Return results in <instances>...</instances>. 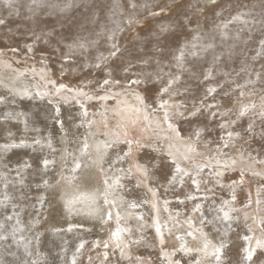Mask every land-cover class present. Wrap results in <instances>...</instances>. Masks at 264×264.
<instances>
[{"label":"snow or ice","instance_id":"6c2138e0","mask_svg":"<svg viewBox=\"0 0 264 264\" xmlns=\"http://www.w3.org/2000/svg\"><path fill=\"white\" fill-rule=\"evenodd\" d=\"M218 0H195V3L189 5V12L183 14L182 17H178L175 21L168 23H160L157 26V31H153L151 35L157 40L160 41L161 37L172 33L178 32H187L190 33V38H184L181 42L178 43L174 52H171L169 58L165 60L166 49L162 43L153 44L150 54H147L142 57L139 61L140 65L143 67H148L150 64L154 63L156 68L154 71H140L133 72L132 68L135 67L129 63L126 67L123 68L124 74L127 76L131 74L133 78L121 81L119 79L113 78L112 69L106 67L107 62L110 59L116 58L118 54L121 53V45L119 42L120 36L126 31L136 32V29L143 27V20L140 17V12L146 10L148 15L151 17L159 16L161 13H165V8H159V10H154V5L147 2H138V0H127V11H125L124 6L119 2V0H113L112 7L109 9V19L112 21L113 26L110 28H105L102 26L101 31L96 33L97 39L87 41L83 39H74L71 43H67L64 47L67 48V52L63 53L61 59L64 63L59 65L61 76L67 70L65 68V63H67L73 56L79 54L84 58V68H93V69H103L105 72V78L102 81H97V88L94 91H85V88L88 85L92 84V81L82 82V86L79 87H70L65 83L57 84L56 80L49 79V73L51 69L47 68L49 63L48 56L46 53L40 54V63L45 65V68L40 69V79L45 81V84L42 86L41 90H38L35 95H30L28 90L25 88L20 95L29 100L40 99L44 100L47 97V103L53 108L52 120L55 125L59 127V130L67 136V129L65 128V121L62 118L61 113V101L67 103L69 100H75L76 104L79 105L80 116L82 117L79 124H76V127H84L87 125L88 135H92L91 129L96 124L95 119H87L89 116L88 110L85 107L87 101L98 100L101 102H107L109 99L116 101L117 107L113 109L116 116L119 117L117 123V130L112 132V138L100 141L96 147V159L93 163L98 164L99 171L103 176V203L104 205H110L115 207V200H109V192L115 187L123 188L124 185L121 183L123 179H131L133 176V167L135 172L143 177L145 181L149 180L150 169L147 164L134 163L132 166L127 169L122 167H116L118 164L126 161L127 159L133 157L134 152H139L145 148H152L153 150H158L150 142H145L141 138H137L131 134L129 125L135 127L139 122V116L141 113H144V120L149 119V110L152 114L156 112L162 113V119L170 132L175 133L176 138H181V133L179 125L174 121L177 118H182L184 120H191L196 118L204 113H207V118L209 120H215L217 116L221 118V122L218 125L220 129H228L225 135L220 136V141L222 143L217 144L216 146V155L215 156H205L207 164L197 165L195 173L188 171L183 168L180 162L176 157L169 152L170 162L174 166V171L171 177L168 180L169 185H174L179 183L183 186L184 178L189 177L192 179V183L196 186L197 190L200 188V180L197 179L203 172L205 167H211L212 162L215 161V164L218 167H211L209 175L213 178L214 183L219 185L221 188L225 187L222 177L224 173L229 170H234L237 160L235 158H229L227 160H221V157L226 155L223 152L224 148L230 146L235 147V140L245 139L242 131H234L238 122L244 118L248 117L249 122L247 127L243 129V133H246L248 139L245 140V143H250L251 139L255 137V116H258L261 122V130L259 138L264 140V95H261V103L259 106L253 101L248 104H242L241 107L233 112L232 109L221 110L220 103L213 99V102L206 103L209 97H213L217 93L218 89L224 88L225 84L234 85L230 91H235L239 89V96L243 98L245 96V89H249L248 95H254L257 91L256 85H264V64H261L259 69H255L250 66H245L240 69V72L247 74L248 79L244 84L236 83L235 81L229 79L230 73L227 71H222L221 75L225 77L224 81L208 85L204 91V95L197 101L193 99L191 101V110H189V103L182 99H176L177 97L184 96L185 93L189 91L188 88L180 89L175 87L180 84L183 75L188 73L192 77H196L193 67L189 66V61L201 60L204 58L205 54L209 51L215 53L217 47L216 39L217 34L221 41V46L224 41L235 40L243 41V43H250L254 36V31H258L260 36L257 40L258 50L256 54L252 56V60L256 61L259 58H264V11H262L258 17L252 11L240 10L237 11L234 15H231L227 20H219V22L214 23L210 30H205L202 23L203 13L205 8L208 5H216ZM0 6L8 9V15H15L19 17L20 12V2L19 0H0ZM72 2L68 0L63 7L58 3H51L48 0H30L26 5V11L30 16H35L37 12L41 9H56L60 8L61 11H64L68 8H71ZM229 8L231 5L228 6ZM247 8V5L244 6ZM194 9V12L192 11ZM225 9L222 7L219 10L214 11V15L219 18L223 16ZM119 16V19H116V16ZM94 19H99L98 13H94ZM6 24V19L3 16H0V26ZM232 24L241 25L238 27L234 35H230L229 26ZM247 33V36H243V33ZM44 36L51 35V33H44ZM103 36L107 41L108 51L98 52L94 57V62H89L87 54L90 51L92 46L99 44V37ZM137 39H139V33H137ZM41 39L40 35H35V39L32 43H27L24 45L27 53L34 54L35 42ZM45 43L48 41L45 39ZM236 44L233 43L231 48H235ZM13 53L19 52L18 48L10 49ZM60 48L56 47L53 49V52H59ZM144 51V49H141ZM3 55V51H0V56ZM224 53L220 52L213 55V64L208 67L203 73V81H208L213 78V68L215 65L222 59ZM229 58L232 56V52L228 53ZM75 63V61H72ZM6 67H11L7 62L0 61ZM47 68V70H46ZM173 69L175 71H173ZM75 71L76 69H72ZM28 71V70H25ZM33 73L36 72L35 67L31 69ZM24 74L23 72L21 73ZM239 75V73H237ZM254 77V78H253ZM149 83L159 84V89L155 92L152 103H148L146 96L138 91H130L132 85L140 86L144 85L147 88ZM52 85V90L47 88V85ZM114 88H121L120 92L112 91ZM230 91H225L224 95H230ZM261 93H264V87L259 89ZM103 92V95L99 93ZM125 94H131L134 96L135 100L138 102L135 107L129 106L128 108H121L122 103L121 97ZM3 98H0V103H3ZM155 105V107H153ZM215 109V110H213ZM107 107L105 110L99 112L98 114L102 117V126L104 129L109 127L108 117H107ZM135 113L136 118L131 116H124L122 113ZM187 113V114H186ZM251 114V115H250ZM224 117H229L225 120ZM234 117V118H232ZM21 120L23 124V131L28 133L29 131H34L39 133L41 129L32 128L30 129L28 119L26 114L23 112L18 113H5L4 119H13ZM68 119L71 121L72 116H69ZM159 124V121H157ZM205 128L196 127L192 135L188 137L191 143L188 146V152L195 153L197 151L196 144L201 142V137L205 132ZM105 137L109 135L107 131L101 133ZM88 135L84 137L83 148L81 150L82 154H86L90 145L88 144ZM8 140L5 143H0V154H6L12 149L16 148H32L36 149L37 146L41 150L45 147L50 149L53 153L56 152V149L53 146L52 134L49 132L46 137L36 136L32 138L31 142L25 137H21L19 140L14 138V133L11 131L7 132ZM204 146L207 148L212 144L211 140H206L203 142ZM126 145V149H119V145ZM116 149L115 157L108 163L107 168L104 167L105 157L108 156L110 150ZM253 151H257L253 149ZM70 155V154H69ZM185 160H188L189 157L184 155ZM249 158L253 164L255 163H264L258 159V156H252L251 152L249 153ZM241 159H243V154H241ZM57 161L49 159L47 157L42 159L43 169L48 170L49 166H55ZM66 163V162H65ZM74 167L70 168L71 172H75L81 167V164L78 161H74ZM155 167H159V161H155ZM8 167V165H5ZM31 168V164L28 161H25L23 164L17 165L16 172L17 175H20L22 169ZM249 172L252 176L264 178V172L255 171L249 169ZM111 174V175H109ZM0 179L4 181L3 183V194L0 198V208L5 210L8 209L9 204H11V214H6L3 220H0V264H50L46 258V254L42 253L41 248V237L42 232H36L30 237L23 235L25 231H31L36 228L40 223L39 215L30 222V226L26 229L21 222L20 212L17 211L18 205L12 203L13 196L9 193V182L8 177L5 173L0 172ZM21 186L24 185L23 179L19 181ZM59 183V182H57ZM245 183V170L240 169V176L238 180H231L227 185L230 189V199H222L220 204L213 205L214 215L211 219L204 215L203 205L196 203L192 209L193 213H199L200 215V226L197 228L196 224L191 217H188L187 224L189 229L194 231H188L185 235H176V240L179 241L178 246H174L171 249L165 248V237L164 233L161 230V225L157 221L155 231L159 237L160 244V255L158 257L160 264H226L225 260V250L229 248V238L230 234L236 231V227L240 223V216L234 215L244 211V209L251 207L253 204L252 192L249 190L247 192V200L242 208L235 207L237 200V188L243 186ZM140 180H137L136 186L139 187ZM15 185H13L14 187ZM45 187H50L49 181H44ZM39 187V186H38ZM153 197H156L157 190L149 187L148 189ZM167 190V189H165ZM208 192H211L212 189H208ZM21 199H24V194L21 193ZM188 200H195V196H187ZM205 199H208L205 195ZM97 196L95 193H85L80 196L65 199V207L69 215H71L75 209L73 205L80 202H87L89 205V212L87 213L90 216H95L98 214L99 209L96 206ZM45 201V196L41 195L38 197V203L43 207ZM147 203V201H144ZM181 204L184 203V200L179 201ZM165 208L164 211H168L167 205L169 204L168 200L163 201ZM255 204L257 206L256 211L261 212V205H264V184H261L255 189ZM130 207L135 208L137 204L131 202ZM153 209L157 212V202L154 200L152 204ZM23 211V209H21ZM249 213L244 211L243 219L245 221L244 228L246 233L240 236V239L244 241V246L240 249L242 254L243 264H256L254 257H256L258 252L264 253V215L254 217L253 222L256 225V228L259 229V234L256 232V228L253 227V224L247 223L249 220ZM176 216L179 217L180 213L177 212ZM101 223L106 224L109 220L112 219V212L108 211L106 217L100 216ZM123 217L120 215L119 211L116 212V227L114 231L110 232V236L106 240H94L91 244L92 250L102 249V251L97 253V259L94 262L92 255H88L87 262L88 264H121V262H126V264H153V260L150 256L145 257L139 254H134L132 248L134 245H140L144 241V237L134 238L132 236V228L130 226H121V220ZM143 219V217H139ZM15 221L11 225L10 231L8 228L7 222ZM208 225L211 226L213 231L217 234V241L214 242L209 238V234L204 231V227ZM78 225L69 224L66 231L72 232L74 228ZM167 227V225H164ZM53 233H60L65 231L61 228L51 229ZM139 231V229H137ZM169 234H171V229H168ZM196 232L199 233L201 238V243L199 246H189L185 236H191L193 240L197 239ZM19 234V236H18ZM11 238L12 244H7ZM88 243L86 240H80L76 245L75 251L71 257V264H78V258L82 254V250L85 249V245ZM13 244L15 245L17 251L13 252L10 249ZM65 247L61 249L62 252H67V241H64ZM151 247V245H149ZM23 249V258L18 255L20 249ZM111 249V252L109 251ZM6 257H11L9 260ZM113 257H116L113 259ZM67 264V262H65ZM260 264H264V261H261Z\"/></svg>","mask_w":264,"mask_h":264},{"label":"rangeland","instance_id":"374dc122","mask_svg":"<svg viewBox=\"0 0 264 264\" xmlns=\"http://www.w3.org/2000/svg\"><path fill=\"white\" fill-rule=\"evenodd\" d=\"M59 1L60 0H48V2L58 3V4H59ZM29 2H30V0H26L25 5H24L23 1H22L21 6L26 9V5ZM67 2H68V0H67ZM71 2H72L73 6L71 8H68V9L63 11L64 16H63L62 20H59V21L52 20V18L45 15V13H47L46 12L47 8L39 10L37 12V14L31 18H28L29 15H25V16L20 15L19 17H17L15 15L9 16L7 13L3 14V17L6 19V24L0 26V51H3V53L7 52L8 54H11L10 55L11 57H13V56L15 57V54L18 55V56L16 55V57H15L16 63H14L12 65V62L9 61L8 64L14 67V69H12V67H9V68H11L9 70H12L13 72H18V71L24 72L25 74L30 75V77L32 79L30 78L31 80H29V81L34 82L37 80V82H36L37 84H29L28 85V89H29L28 92L30 95H33V94L35 95V93L38 90H41L42 86L45 84L44 81H42L40 79V76L38 74L39 72L32 73V71H31V69L33 68L31 66H34V64L39 65V66H37V67H40L39 70L41 68H45V65L40 63V58H41L40 54L41 53L47 54L48 60H49L47 68H50L52 70L51 73H49V78L56 80L57 84H59L58 83V80H59L60 83H65V84L69 85L70 87H79V86H82V82L92 81L93 83L88 85V87H86L85 91H90V90L94 91L97 88L96 82L102 81L105 78V72L103 69L84 68L83 64L85 61L78 54L73 56L67 63H65V68L67 70L65 71V73L62 76L60 74L59 65L61 63H64V61L61 59V56L63 53L68 51L67 48L64 47L65 44L71 43L74 39H77V38L87 40V41L97 39L96 33L101 31L102 26L105 28H110L113 26L112 21L109 19V14H110L109 9L112 7L113 0H71ZM119 2L124 6L125 11H127V0H119ZM138 2H145V0H138ZM147 2H149L155 6L154 10H159V8H165L167 14L161 13L159 16L151 17L148 15L146 10H143L140 12V17L143 20V27L137 28L136 32L126 31L125 33H123L120 36L119 42H120L121 49H122L121 53L118 54V56L116 58L110 59L107 62L106 67L112 69L113 78L119 79L122 82L127 80V79L133 78L131 76V74H128L126 76L123 72V68L126 67L129 63H131L132 65L135 66L132 68L133 72L154 71L155 70L156 65L154 63L150 64L148 67H143L139 63L140 59L142 57H144L146 55V53L150 54V50L152 49L153 44H156L158 42L162 43V45L166 49V52L168 53V56H170L171 52L175 51L176 47L178 46V43L181 42L182 39H184V38H190V35H191L190 33H187V32H178L175 34L169 33V34L162 36L160 41H157L151 35V33L153 32L152 31L153 25L156 24V26H157V24L160 22L168 23V22L175 21L178 17H182L183 14H185L186 12H189V5L195 3V0H147ZM202 2H203V0H201V3ZM229 5H231L230 8L228 7ZM245 5H247L246 9L244 8ZM222 7L225 9L223 16L217 18L214 15V11L219 10ZM25 9H24V11H25ZM240 10L252 11L258 17V15L262 11H264V0H218L216 5H208L205 8V11L203 13V18H202V23L204 25L205 30H210L211 26L214 23L219 22V20H227L230 18L231 15H234L237 11H240ZM192 11L194 12V9ZM177 12L178 13L180 12V13L178 14ZM24 13L25 12L21 11V14H24ZM94 13H98V15H99L98 20L94 19ZM25 14H27V13H25ZM115 18L119 19V16L117 15ZM240 26L241 25H237V24L230 25L229 26L230 35H234L236 29ZM44 33H51V35L44 36L43 35ZM137 33H139V37H140L139 39L136 38ZM35 35H40L41 39L39 41L35 42L34 54H29V53H27V50L25 49L24 45L27 43H32L35 39ZM242 35L247 36V33L245 32ZM253 36H254L253 40L248 44L243 43L242 40L241 41L230 40L227 43L223 42V45L221 46V41L219 39V35L217 34V39H216L217 47H220V48L231 47V45L233 43L240 44L241 47L245 46L243 51L239 52L236 57H233V54H232L231 58H229L227 56H223L221 59L220 69L223 71H227V72H229V65H228L229 59H231V60L235 59V61L238 63L237 68H236V72L234 73V75H233V73L229 72L230 73L229 79H231V80H233L239 84H244L245 81L248 79V76L246 73L240 72V69L242 67L250 66V67H253L255 69H259L261 64H264V58H259L256 61H253L251 59L252 56H254L256 54V51L258 50L257 40L260 36V33L258 31H254ZM45 39L48 41V43L44 42ZM56 47H59L60 51L54 53L53 49ZM12 48H18L19 52L13 53L10 50ZM91 48L94 49V51L93 50L92 51L95 54H97L98 52H105V54H106L108 51L106 39L103 36L99 37V44L96 46H92ZM141 49H144V51H141ZM223 58H224V60H223ZM25 60H26V63H25L26 65L22 64V61H25ZM73 60L75 61V63L72 62ZM88 61L94 62V57H91V59H88ZM2 65L4 66V64H2ZM189 66H191L190 61H189ZM47 68H46V70H47ZM72 69H76V70L73 71ZM25 70H28V71H25ZM173 71H175V70L173 69ZM193 71H195L196 77H192L188 73H185L183 75V79H182L181 83L175 86V87H178L180 89H184V88L189 89V91L187 93H185L184 96L176 98V99H182V100H185L186 102H188L189 103V110H191V101L193 99L198 101L204 95V91L208 85L218 84V83L224 81V78H225L223 75H221L222 77H219L217 75V72L215 71V69H213V78L208 80V81H203V73L205 70L193 69ZM237 73H239V75H237ZM14 78H15L16 82L20 81L19 78H16V77H14ZM3 80H4V82H2V83H4V85L6 83L12 82L10 76H8V75L4 76ZM2 83H0V89L7 91L8 94L13 96L15 99H20L22 97V95H20V93L17 92L15 89H11L10 87L6 88ZM159 87H160L159 84H154V83H149L147 88H145L144 85H140V86L132 85L130 91H138L140 93H143L146 96L147 102L152 103L155 92L159 89ZM233 87H234V85L225 84L224 88L218 89L217 93H215L213 97H209V99L206 101V103H211V102H213V99H215L216 101H218L220 103L221 110L232 109L233 112L237 111L241 107L242 104H248V103L254 101L257 104V106H259V104L261 103V95H264V93H261L259 91V89L261 87H264V85L257 84L256 85L257 91L254 95H251V96L248 95L249 89H245V96L243 98H240V96H239V89H237L235 91H230L231 88H233ZM47 88L49 90H52V85L48 84ZM119 89L120 90H117L115 92L121 91V88H119ZM114 90H116V89L115 88L112 89V91H114ZM225 91H230V95L225 96L224 95ZM126 95L130 96V99L134 98V96L131 94H126ZM37 100L41 101L43 103L42 104L43 105L42 110L39 111V113L41 112V115H40L41 118H40V116H38V117L35 116L37 114V112H35V111H38V110L35 109V106L33 105L34 108L28 107V106L26 107L28 109V111H27V109H24V111L25 110L26 111L23 113L26 114L27 119L30 122H36L38 120L39 124H41L40 122L42 120L43 121L46 120L45 118H42V117H44L46 115V117L49 118V125L50 124L55 125L53 120H52L53 108L51 105H49L47 103V97L44 100H40V99H37ZM43 101L46 102L47 104L44 103ZM6 102L10 105H13L14 107L16 106V103H17V102H14L12 100L6 101ZM95 102L99 103L98 100L87 101L85 103V107L88 108V106H89L88 104L90 103V104H93L92 107L94 109H97L99 112H102L100 110L99 105L97 106ZM60 103H62L61 104L62 118L65 116V114L68 115L69 111L74 116L75 110L77 109L79 111V109H80L79 105L76 104L75 100H69L67 103H65L64 101H61ZM17 106H19V104H17ZM38 106H40V105H38ZM153 107H155V105H153ZM213 110H215V109H213ZM150 115L153 117V120L156 119L160 123H164L163 119H162V113L161 112H156L154 114L151 113ZM79 117H81V116L79 115ZM232 118H234V117H232ZM39 119L40 120L42 119V120L40 121ZM81 119H82V117L79 118L78 123H80ZM87 119H93V118L88 116ZM151 119L152 118L149 117V119L147 120L148 124H151ZM224 119L227 120V119H229V117H224ZM186 121L188 122L189 120L177 118L174 122L179 125V129H180L181 123L186 122ZM190 121H192V122H198L199 121L198 127L203 126V128L206 129L205 131L208 133L207 134L204 132L202 137H201V142L196 144V146H197L196 152H198V153L195 152V156H194L195 160L197 159V157H202L203 159H205V156H215L216 155L215 149H216L217 144L222 143L220 141V136L225 135V139H227L226 132L228 131V129L222 130L219 128L218 125L221 122V118L219 117V115L217 116V118L215 120H209L207 118V113H204V114H202L196 118L191 119ZM248 122H249L248 117H244L238 122L236 127L234 129H232L234 131H242V134L244 135L245 139L235 140V147L230 146L228 148H224L223 152L226 155L222 156L221 160H227L229 158H235L238 161L237 163H240L242 160L241 154H243V157H246L245 160L251 164L250 167L253 168V170L264 172V163L253 164L249 158V153L251 152L252 156H258L259 160L264 161L263 160L264 158H262L264 156V140H261L259 138V134H260V130H261V122H260L259 117L255 116V124H256L255 133H256V135H255V137H253L251 139L250 143H245V140L248 139V136L246 133H243V129L247 127ZM43 125H45V124H43ZM165 125H166L165 127H162L158 130L161 132H166L168 130V128H167V124H165ZM195 128L196 127L194 126V129ZM191 129H193V128H191ZM91 132H94V131L91 129ZM96 133L97 132H94V134H96ZM180 133H181V138H178L179 140H182V137L188 139V137L190 135H192V134H190V135L187 134L186 136L185 135L182 136L181 130H180ZM61 134H62V132L60 133V135ZM84 135H88V129H87L86 124L84 127H80L79 135L74 137V138H76V141L74 139V141H75L74 144L76 146H79L81 148L83 147L82 145L84 143V137H85ZM91 136L93 137V133H92V135H88V138L91 139L92 138ZM161 136L157 137V140L164 138ZM172 137H173V135L171 136V139H172ZM205 140H211L212 141V144L207 148L204 146V143H203ZM56 141H57L58 145L55 146V149H56V152H58V154H56V153L54 154L53 152H51L52 154L50 153L51 157L49 159L56 158L55 160L57 161V158H58V161H57L55 166H51V165L50 166L53 167L54 171H58L57 165L59 162H62V164L59 163V165L61 166L60 170L63 173L62 174L63 184H66L64 190H65V192H67V194L69 196L70 186L72 184L75 185V183H77V181L81 178L83 180H85V178L82 177L83 176L82 170L86 169V168H83V164H84L83 162H85L87 159H89V157H88L87 153L86 154H81V153L79 154V153L75 152L72 148L67 147V146H65L64 150H62L57 139H56ZM80 144H82V145H80ZM182 145H183V143H182ZM253 149H256L257 151H253ZM71 151L74 153H72ZM65 152H66V154H65ZM80 157H81V159H80ZM84 157H86V159ZM114 157L115 156L111 157L109 160L106 159L107 157L105 158V160H106L104 162L105 168H107V166H108L107 163L109 161H111ZM65 158H67V159L65 160ZM68 159H69V161H68ZM72 160H73V162H74V160L78 161V162L80 161L79 163L82 165V167H80L75 172H71L69 170L70 168L74 167V163L72 162ZM128 160L129 159L124 161L125 163L124 162L120 163L121 165L118 164L116 167H122V168L127 169L128 165H126V164H127ZM81 161H82V163H81ZM197 165H201V163L200 164H192V167H190V169H188V171L195 173ZM211 167H217L215 162H212ZM211 167H205L203 172L201 173V175L199 177H197V179L200 180L199 190H197L196 186L192 183V179L189 177L184 178L183 186H181L179 183H176L174 185H169L168 184L169 179H166L164 181L159 180V183H158V181H155V180H157V178H155L154 176L152 177V180H154L153 181L154 184L159 185V186L156 185L157 188L159 189V191L163 192V193L159 192V195L161 194L160 200L162 202V209H163L162 213H163L165 218H168V215H169L168 212H164L165 205H164L163 201H164L165 197H166L165 200L169 201V204L167 205V207L171 213L176 215V213L179 212L180 218L191 217L192 220L194 221V223L196 224V227H199V225H200L199 213H193L192 212V209L196 203H200L203 205V203L206 202L207 204H215L218 206L222 199H230V189L227 187V185L231 182V180H238V178L235 177L234 172L240 173V169H242V168H236L234 170L226 171V173H224V176L222 177V181H223L225 187L221 188L219 185H216L214 183L213 178L209 175V173L211 171ZM243 169L245 170V174H248L251 177H255V176H252L250 174L248 169H246V168H243ZM109 175H111V174H109ZM71 178H72V180H71ZM258 178H260V177H258ZM124 180H127V179H123L122 181H124ZM96 181L94 179L93 184L96 185V187L98 188L97 190H98V192H100L99 194L101 196V197H98L99 202L96 203V206L99 209V212H98L96 217L90 216L87 214L90 210L88 208V210L86 211V214L89 216L88 218H90V219H87L86 216H85V219H86V221L91 220L93 223L102 226L105 224L101 223V219L99 217L101 215L106 217V214L108 213L107 211L109 209L107 208L106 205H104L103 199H102L103 198V192H104L103 176H102L101 180H96ZM122 181H121V183L123 184ZM160 182H162V183H160ZM88 183H89V188H90L91 182L88 181ZM123 185H124L123 188L118 187L119 191L122 189L123 193L124 192L129 193V191L133 192L134 188L132 185L127 184L126 182H124ZM100 189L102 191H100ZM165 189H167V190H165ZM208 189H212V191L208 192L207 191ZM237 189H238L237 193H239V191L242 190V192L245 194V197L243 199H241L242 201H238V202L236 201L235 207L242 208L243 205L246 203V200H247V191H246V189H244V191H243L242 187H239ZM164 191H165V194H164ZM189 195L195 196L196 199L195 200L186 199V197ZM205 195H207L208 199H205ZM125 196L126 197H122V198L125 201L131 202L130 198H128L129 194L127 195L125 193ZM71 198H73V197L71 196ZM180 200H184V203L181 204L179 202ZM97 204H99V205H97ZM106 208H107V211H106ZM254 209H255L254 206L251 205V207L244 209V211H246L248 213L250 212L249 214L251 216L249 215V217L252 218V213L254 212ZM206 210H207V207L205 208L203 205V211H206ZM261 210H262V214L264 215V205H261ZM102 211H104V212H102ZM244 211H241L239 213L234 214V215H239L241 218L239 225L238 226L234 225V227H236V231L232 232L235 235L239 236V240L236 241V246H239L240 243L242 244V246H244V241L242 239H240V236H242L243 234L246 233V229L244 228L245 221L243 219ZM65 212H67V211H65ZM111 212H112V219L109 221L112 222V224L114 225L113 230H112V231H114L115 227H116V209L114 211H111ZM67 215H69V213ZM80 215L81 214H79L78 216H80ZM109 221L107 223H109ZM107 223H106V225H108ZM76 225H79V223H76ZM125 225H127V224L122 219L121 220V226L123 227ZM183 230L187 231V232L192 231L191 229L186 228V227H183ZM91 232H93V231L91 230ZM98 233L99 232L96 233V231H94L92 233L93 239L87 243L88 245L91 246L92 242L94 240H97V238H98L97 234ZM141 233L145 234V231H141ZM133 235H134V233L132 232V236ZM134 238H136V237H134ZM99 240L103 241L105 239H99ZM150 240L151 239H149L148 237L144 238L145 248L148 250L157 249L160 252V247L157 246V244H155L153 246L151 244ZM229 243H230V240H229ZM233 244H234L233 242L230 243V246ZM149 245H151V247H149ZM136 249H137V245H134L132 248V251L134 254L136 253V251H135ZM95 251L100 252V251H102V249L94 250V252ZM109 251L111 252V249H109ZM225 256L229 257V258L232 257V253L230 252V250L228 248L225 250ZM95 257L97 259V255H95ZM115 258L116 257H113V259H115ZM254 259L256 261V264H260L261 261H264V253L258 252L256 257H254ZM153 260H154L153 264H159V260H155V259H153ZM235 263L236 264H243L241 254L237 255ZM121 264H126V262H121Z\"/></svg>","mask_w":264,"mask_h":264},{"label":"bare ground","instance_id":"6f19581e","mask_svg":"<svg viewBox=\"0 0 264 264\" xmlns=\"http://www.w3.org/2000/svg\"><path fill=\"white\" fill-rule=\"evenodd\" d=\"M22 1H23V4L25 5L26 0H19L20 5L22 4ZM66 2H67V0H60L59 5L61 7H63V5ZM24 9L25 8H23L21 6L20 12L22 11V12L27 13L26 9H25V11H24ZM46 12H47V13H45L46 16H48V17L52 18V20H56V21L62 20V18L64 16V12L61 11L60 8L47 9ZM4 13L8 14V9L0 6V16H3ZM25 13L21 14V15H24V16L29 15L28 18L34 17V16H30V14H28V13L27 14H25ZM160 23H164V22H160ZM160 23H158L157 26ZM157 26H156V24L153 25L152 31H157V28H156ZM229 41L230 40H227L224 42L227 43ZM244 47H241L240 44H236V47L234 49L231 47H226V48L216 47L215 53L213 51H209L207 54H205L203 59L190 61V63H191V66L193 67V69L206 70L208 67L212 66V64H213V55L214 54H218L220 52H223L224 53L223 56L229 57L228 52L231 51L233 54V57H236L239 52L243 51ZM92 50L94 51L93 48H90V51L87 54L88 59H91V57H95V55H96ZM10 55L11 54L4 52L3 55L0 56V61L7 62V64L10 61V62H12V65H13L14 63H16L15 57L17 54H15V57L14 56L11 57ZM79 56L83 58V56H81V55H79ZM168 58H169V56H168V53L166 52L165 53V60H167ZM223 60H224V58H223ZM25 63H26V60L22 61V64L26 65ZM237 64L238 63L235 61V59H233V60L229 59L228 60L229 72L233 73V75L236 72ZM37 66H39V65L34 64V66H31V67H35L36 72H39L38 74L40 76V70H39L40 67H37ZM220 66H221V60L215 65V67L213 69H215V71L217 72V75L219 77H222L221 72L223 70L220 69ZM11 67H12V69H14L13 66H11ZM9 69H11V68L3 66L2 63H0V83L4 82L3 78L6 75L10 76L11 81H12L11 83H6L5 85H4V83H2L6 88L10 87L11 89H15L17 92L22 93L25 88L29 91V89H28L29 84H37L36 79H35L36 81H34V82L29 81L32 79L30 77V75L25 74L24 72H23L24 74L22 75L21 74L22 72H19V71L13 72L12 70H9ZM14 77L19 78L20 81L16 82ZM48 78H49V76H48ZM44 83H45V81H44ZM58 83H60L59 80H58ZM115 89L116 90H114V91L120 90L119 88H115ZM90 91H92V90H90ZM99 94L103 95L104 93L100 92ZM0 98H3V101H4L3 103H0V143L7 142V140H8L7 132H9V131L14 133L15 139L19 140L21 137H25L26 139L29 140V142H31L32 138H34L36 136L46 137L48 135V133L50 132L52 134L54 148L56 145H58L57 141H56V139H57L62 150H64V147L67 146V147L72 148L75 152L82 154L81 150L83 147L81 148V147L76 146L74 144L76 141V138H74V137L78 136L80 133V127H76L75 125L79 124L78 120H79V118H81V117H79L80 112L82 111L81 109H79V111H78L77 109L75 110L73 108L75 110L74 116L69 111L68 112L69 114L68 115L65 114V116L63 117V119L65 121V128L67 129V136H65L64 133H62L60 135L61 131L59 130V127L57 125H53V124L49 125V118H47L46 115L44 117H42V118H45L46 120L43 121L41 119L42 120L41 121L39 119L41 121L40 122L41 124H39L38 120L36 122H30L28 120L30 129L39 128V129H41V131L39 133L34 132V131H29L28 133H25L23 131V124L21 122V120L23 118H20L18 120H13V119L5 120L4 119L5 113L11 112V113L15 114L18 112H25L26 110L24 111V109H27L26 108L27 106L33 107V105H34L35 109L38 110V111H35V112H37V114L35 116L38 117L41 115V112L39 113V111L42 110V106H43L42 104L43 103L41 101H38L37 99L29 100L27 98H24L23 96L20 99H15L13 96L8 94L7 91L2 90V89H0ZM11 100L14 102H17L15 107L6 102V101H11ZM121 101H122V103L120 105L121 108H128L129 106L135 107L138 103L135 100V98L130 99V96H128L126 94L121 97ZM44 103H46V102H44ZM17 104H19V106H17ZM38 105H40V106H38ZM88 105L89 106H88L87 110L89 113V117L96 120V124L92 127V130L94 132H97V133L94 134V132H92L93 137L91 136L92 137L91 139L88 138V144L90 145V147L87 151V154H88L89 159H87L86 161L84 160L85 162H83L84 163L83 168H86V169L82 170V174H83L82 177H84L85 180H83L81 178L77 181V183H75V185L72 184L70 186V189H69V192H70L69 196H68L67 192H65V190H64L66 184H63V179H62L63 173L61 172V170H60L61 166L59 165V163L62 164V162H59L57 165L58 171H54L53 167H51V166H49L47 171H45L43 169L42 159L45 157L50 158L51 157L50 153L52 152L47 147H45L43 150H41L39 148V146H37L35 150H33L32 148H28V147L16 148V149H12L11 151H9L6 154H0V172L5 173L8 177V182H9L8 191L13 196L12 203H15L18 205L17 211L20 212V218H21L22 224L27 229L30 226V222L32 220H34L37 217V215H39V218H40V223L36 226V228L32 229L31 231H25L23 233V235H25L26 237H30V236L34 235L36 232H42L43 233V235L41 237V248H40V250L42 253L46 254V258L48 259L50 264H65V262H67V264H71L72 254L75 251L76 245L80 242V240L83 239V240H86L88 242L91 241L93 239L92 233L94 231H96V233L99 232L97 234V237H98L97 239H105L106 240L110 236V232L113 230V227H114V225L110 221H109V223H107L108 225L105 224L102 226L93 223L91 220L86 221L85 216L87 217V219H90V218H88L89 216L86 214V211L89 208V205L87 202H80V203H76L75 205H73L75 211L72 213V215H67L68 213L65 212V211H67L66 207H65V199H69V198H71V196L77 197V196H80L81 194H85V193H95L97 196L96 203L99 202L98 197H101L99 194L100 192H98V190H97L98 188L96 187V185L93 184L94 179H95V181L102 179V175L99 171L98 164L93 163V161L96 159V147L100 143V141L106 140V139H111L112 138V132L114 130H117V123H118L119 117L116 116L114 111H113V109H115L117 107L115 100L109 99L107 102L99 101V103H96L97 106L99 105L101 111L105 110V106L108 109L107 117H108L109 127L107 129H104L102 126V117L98 114L99 111L92 107L93 104L89 103ZM27 111H28V109H27ZM149 113H150V110H149ZM150 114H149V117L152 118L151 124H148V121L144 120V113H141L139 116V122L137 123V125L135 127H132L131 125H129V128H130V132L132 135H134L135 137L137 136V138H141L145 142L152 143L155 146V148L158 150H153L152 148H145L139 152H134L133 157L129 158L126 165H128L127 167H130L134 163L147 164L149 169H150V177L151 178L149 180L145 181L143 177H140L135 172V168L133 167L132 178L122 181L123 184H124V182H126L127 184L132 185L134 188L133 192L129 191V193L128 192L123 193V190L121 189L119 191L118 187L111 189L109 192L108 199L116 201L115 207H112L110 205H106V206L109 209L108 211H114L115 209H116V212L119 211L120 215L123 217V220L126 222V224L132 228V232L134 233L133 237H136V238H139L141 236H143L144 238L148 237L149 239H151L150 242L153 246L155 244H157V246L160 247L159 237L157 236L156 231H155L156 223L158 221L159 224L161 225V230L164 233L165 248L171 249L172 247L179 245V241L176 240V238H175L176 235L177 234L185 235V233H187V231L183 230V227L189 228L188 224L186 222L188 218L177 217L175 214L171 213L170 210L167 211L169 214L168 218L164 217V215L162 213V211H163L162 202L160 200L161 194L159 195L160 191L157 188V186H159V185L156 184L157 185L156 186L154 184V182H153L154 180H152V177L154 176L155 178H157V180H155V181H158V183H159V180L164 181V180L169 179L171 177V175L174 171V166L170 162L169 152H171L176 157V159L180 162L181 166L187 170L190 169V167H192V164H200V163L206 164L207 161L205 159H203L202 157H197V159L195 160V157H194L195 153L188 152L187 149H188L189 144L191 143L188 139L182 137V140H179L178 138H176L175 133H172L168 130L166 132L159 131L158 129L165 127L166 125L164 123H160V122H159V124H157L158 120H156V119L153 120V117ZM122 115H124L126 117L131 116L132 118H136L134 112H132V113L124 112V113H122ZM69 116L73 117V119L71 121L68 119ZM40 118H41V116H40ZM198 123H199V121L198 122H192L190 120L188 122L187 121L182 122L180 125V130L182 132V136H184V135L186 136L187 134H189V135L192 134L195 130L194 126L198 127V125H199ZM43 124H45V125H43ZM191 128H193V129H191ZM105 131H107L109 133V135L107 137H105L104 135L101 134ZM205 133H207V132L205 131ZM172 135H173V137L171 139ZM159 136L164 137V138L157 140V137H159ZM74 139H75V141H74ZM182 143H183V145H182ZM80 145H82V144H80ZM126 147L127 146L124 144L119 145V149H121V150L126 149ZM55 153L58 154V152H55ZM72 153H74V152H72ZM196 153H198V152H196ZM65 154H66V152H65ZM115 155H116V149H112L109 151L107 158L106 157L105 158L107 160H109L111 157H113ZM184 155H187L190 159L185 160L183 158ZM84 158L86 159V157H84ZM245 158L246 157H243V159L241 160L240 163H236L234 169L246 168L248 170L249 169L253 170V168L250 167L251 164L248 161H246ZM262 158H264V156ZM54 159H56V158H54ZM66 159L67 158H65V160ZM80 159H81V157H80ZM25 161H28L31 164V168L22 169L20 172V175L18 176L15 169H16L17 165L23 164ZM57 161H58V158H57ZM68 161H69V159H68ZM155 161H159V167L153 166ZM72 162H73V160H72ZM213 162H215V161H213ZM81 163H82V161H81ZM5 165H8V167H5ZM81 167H82V165H81ZM234 173H235V177H237L239 179L240 173H238V172H234ZM21 179H23V181H24L23 186H21V184L19 183V181ZM45 180L49 181V184L51 185L50 187L44 186ZM71 180H72V178H71ZM137 180H140L139 187L136 186ZM88 181L91 182L90 188H89ZM57 182H59V183H57ZM3 183H4V181L2 179H0V198H2V194L4 191ZM160 183H162V182H160ZM261 184H264L263 178L251 177L250 175L245 174V183L243 186H241L243 191H244V189H246L247 192L250 190L253 194L252 195V199H253L252 206H254L255 209H254V212L252 213V218L249 217V220L247 221V223L253 224L254 228H256V225L253 222V218L263 215L262 211L259 213L256 211L257 206L255 204V189L257 186H259ZM13 185H15V186L13 187ZM149 187L157 190L156 197H153L152 193L148 190ZM100 191H102V190L100 189ZM237 192H238V189H237ZM237 192H236V195H237L236 201L237 202L242 201L241 199H243L245 197V194L242 192V190L239 191V193H237ZM21 193L24 194V199L20 198ZM125 193L127 195L129 194L128 198H130L131 202H135L137 204V207H135V208L130 207L129 205L131 202L125 201L122 198V197H126ZM160 193H163V192H160ZM164 194H165V191H164ZM41 195L45 196V201H44L43 207H41L40 204L38 203V197ZM165 198H164V200H165ZM154 200L157 202V208L159 209L158 212L155 209H153V207H152ZM144 201H147V203H145ZM97 205H99V204H97ZM203 205L205 208L207 207V210L204 211V215L206 217H208L209 219H211L214 215L213 205H215V204H207L206 202H204ZM107 208H106V211H107ZM21 209H23V211H21ZM102 212H104V211H102ZM6 214H8V215L11 214V204H9V207L7 210L0 208V220H3L4 216ZM79 214H81V215L78 216ZM96 216L97 215H95V217ZM141 216L143 217V219H139V217H141ZM14 223H15L14 220L7 222L9 231H10L11 225ZM76 223H79V225H78V227L74 228L72 232L66 231L69 224L76 225ZM164 225H167V227H164ZM53 228H61V229H65V231L60 232V233H53L51 231V229H53ZM169 228L171 229V234H169V231H168ZM137 229H139V231H137ZM91 230L93 232H91ZM191 230L194 231L193 229H191ZM141 231H145V234L144 233L142 234ZM204 231L209 234L210 239H212L214 242L217 241V234L213 231L211 226L206 225L204 227ZM256 232H257V234H259L258 228H256ZM18 236H19V234H18ZM196 236H197L196 240H193L191 236H185V239H186L189 246H193V247L199 246V244L202 242L198 232H196ZM229 240H230V243L233 242L234 244L229 246V248H228L230 250V252L232 253V257L229 258V257L225 256L226 264H228V263L229 264H236L235 262H236L237 255L241 254L240 249L243 246L241 243L239 246H236V241L239 240V236L235 235L234 233L230 234ZM64 241H67V245H66L67 252L66 253L61 251V249L63 247H65ZM2 243L3 242H0V246H2ZM6 243L12 244L11 238ZM144 243H145V241H143L140 245H137V249L135 250L136 251L135 254H139V255L145 256V257L150 256L152 258V260L153 259L159 260L158 257L160 255V252L157 249H150V250L146 249L144 246ZM90 249H91V246L86 244L85 249L82 250V254L78 258V264H88L87 257L89 254L92 255L93 261L94 262L96 261L95 255H97L98 252L97 251L94 252V250H92L90 252L89 251ZM10 250L13 252L17 251L14 244ZM18 255H20L23 258V249L22 248L19 250ZM241 257H242V254H241ZM6 258L9 260L12 259L11 257H6ZM159 264H160V261H159Z\"/></svg>","mask_w":264,"mask_h":264}]
</instances>
